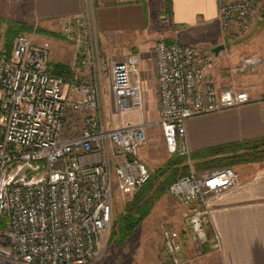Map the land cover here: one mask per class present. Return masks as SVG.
Here are the masks:
<instances>
[{
    "label": "built area",
    "instance_id": "built-area-1",
    "mask_svg": "<svg viewBox=\"0 0 264 264\" xmlns=\"http://www.w3.org/2000/svg\"><path fill=\"white\" fill-rule=\"evenodd\" d=\"M86 2L85 14L67 18L64 27L66 36L78 45L72 74L81 63L107 61L82 45L87 34H96ZM217 4L228 42L247 37L264 21V0H217ZM155 56L158 121L112 127L103 115L100 68L91 81H73L66 89V78L50 70L49 42L36 44L20 34L11 58L0 49V264H88L97 259L113 231L115 188L134 195L151 179L141 151L155 125L161 127L169 154L188 160L190 173L169 190L181 204L199 205L188 224L200 255L222 248L219 235L208 234L210 203L238 187L240 175L234 167L198 172L187 122L257 100L236 78L258 73L264 58L248 55L230 65L227 74L232 83L218 88L207 50L161 38ZM140 64V55L133 53L111 66V89L119 111L144 107ZM258 100L264 101V94ZM70 109L87 113L86 126L77 135L65 136ZM164 243L174 264H189L181 259L177 232L165 231Z\"/></svg>",
    "mask_w": 264,
    "mask_h": 264
},
{
    "label": "crops",
    "instance_id": "crops-1",
    "mask_svg": "<svg viewBox=\"0 0 264 264\" xmlns=\"http://www.w3.org/2000/svg\"><path fill=\"white\" fill-rule=\"evenodd\" d=\"M87 4L86 0H33L34 16L51 24L84 15ZM89 4L106 51L115 52L118 60L131 53L142 55V86L158 81L152 48L159 38L204 46L213 58L218 88L232 83L227 74L230 65L248 55L264 58V21L247 37L228 42L218 19L217 0H89ZM164 15L169 17L167 26L160 23ZM220 45L225 48L217 54L214 49ZM236 82L257 100L190 118L187 132L192 155L264 137V101L258 100L264 94V63L258 73L240 76ZM128 118L115 127L136 124ZM236 170L240 185L210 203V236L219 235L222 248L206 249L200 264H264V162L237 165ZM186 248L192 249V244Z\"/></svg>",
    "mask_w": 264,
    "mask_h": 264
},
{
    "label": "rangeland",
    "instance_id": "rangeland-1",
    "mask_svg": "<svg viewBox=\"0 0 264 264\" xmlns=\"http://www.w3.org/2000/svg\"><path fill=\"white\" fill-rule=\"evenodd\" d=\"M0 19L6 21L0 22V49H8L9 35L7 21L26 23L30 29L17 34L16 37L24 34L32 38L36 44L50 43V63H64L70 66V75L63 76L68 82L66 89H69L70 83L73 81H91L94 70L100 68L104 92L103 115L110 126L115 127L127 115H129L128 119L135 123L158 121V81L154 79L149 80L143 86V109L128 110L132 112L127 113L126 111H119L115 107L114 95L111 89V66L115 61H118V57L115 52H108L103 48L97 31L95 35L94 32L91 33V36L87 34L85 36L86 40L82 45L85 46V49L92 48L95 54L105 56L107 61L100 65L97 61L81 63L79 69L75 70L74 74H72L71 67L78 45L76 41L69 39L64 32L66 19L51 24L41 22L34 16L33 0H0ZM160 23L164 26L168 25V22L163 19H160ZM14 41L15 38L13 44ZM155 45L152 48L154 52ZM190 46L196 49H205L202 45ZM135 54H139L142 57L140 53ZM240 86L242 87V85ZM86 118L87 113L85 111L70 109L67 112L65 120V136L79 134L86 126ZM147 134L149 142L142 149L141 158L148 164L151 170V179L134 195H124L117 187L115 188L114 223L118 220L119 216L125 213V209L130 203H136L137 201L139 203L137 204L138 206L149 207V210L146 211L134 234L124 245H119L116 241L112 240L114 229H116L113 225L112 233L104 241L101 255L88 264H174L173 258L167 252L164 243V232L169 230L179 234V242L183 249L181 255L182 261L189 264H200V256L202 255H200V249L197 248L192 239V231L188 224L190 216L199 205H183L170 193V185L166 183L169 173H165L167 171L165 166L168 161L174 159V156L170 155L167 151L160 126L155 125L148 130ZM227 167L237 169V166ZM195 169L198 172L204 171L198 168ZM180 176L178 175L177 178ZM208 234L210 235L209 230ZM189 243L192 244L193 248L187 250L186 246ZM190 252H193V254L191 255Z\"/></svg>",
    "mask_w": 264,
    "mask_h": 264
},
{
    "label": "trees",
    "instance_id": "trees-1",
    "mask_svg": "<svg viewBox=\"0 0 264 264\" xmlns=\"http://www.w3.org/2000/svg\"><path fill=\"white\" fill-rule=\"evenodd\" d=\"M167 4L169 7V2ZM0 22L3 23L6 21L0 19ZM7 22L9 43L8 49H5L4 52L8 58H11L14 38H16L17 34L28 31L30 27L23 22ZM50 70L60 76L70 75V66L64 63H50ZM173 156L174 159L168 161L165 166L167 170L165 173H169L166 179L168 185L175 182L178 179V175L182 177L190 173L187 158L178 155ZM191 158L194 161L195 168L199 170L264 162V137L206 149L192 155ZM137 204H139L137 201L136 203H130L125 209V213L119 216L118 220L114 223L116 229H114L112 240L116 241L119 245H124L134 234L146 211L149 210V207H142Z\"/></svg>",
    "mask_w": 264,
    "mask_h": 264
},
{
    "label": "water",
    "instance_id": "water-1",
    "mask_svg": "<svg viewBox=\"0 0 264 264\" xmlns=\"http://www.w3.org/2000/svg\"><path fill=\"white\" fill-rule=\"evenodd\" d=\"M224 46L223 45H220V46H218V47H216L215 49H214V52H216L217 54L218 53H220V51H222V50H224Z\"/></svg>",
    "mask_w": 264,
    "mask_h": 264
}]
</instances>
